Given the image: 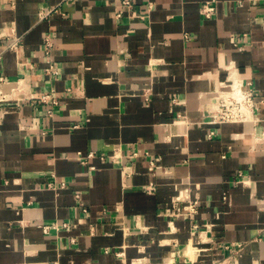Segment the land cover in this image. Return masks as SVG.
Returning <instances> with one entry per match:
<instances>
[{"label":"crops","instance_id":"1","mask_svg":"<svg viewBox=\"0 0 264 264\" xmlns=\"http://www.w3.org/2000/svg\"><path fill=\"white\" fill-rule=\"evenodd\" d=\"M64 1L0 0V264H264V2ZM228 69L255 123H202ZM48 91L58 105L30 99ZM178 194L195 214L171 215Z\"/></svg>","mask_w":264,"mask_h":264},{"label":"built area","instance_id":"2","mask_svg":"<svg viewBox=\"0 0 264 264\" xmlns=\"http://www.w3.org/2000/svg\"><path fill=\"white\" fill-rule=\"evenodd\" d=\"M69 0H65L66 3ZM120 2L121 6L126 7L127 9L131 8V2L130 0H117ZM248 2H264V0H246ZM214 6L209 1H203V3L200 6V14L204 18H210L214 14ZM54 11V9H51L50 11H47L45 13H42L41 17H45L49 12ZM122 10H118L115 14L116 18L121 17ZM185 37H188L187 34H185ZM18 38L12 39L9 44L6 46L10 49H15L18 46ZM43 51L46 56V67L45 72L50 75H56L58 73V69L55 65V63L51 59V50L54 45L52 36L47 33L44 35L43 38ZM238 49H243V45H238ZM232 69H228V75L227 79L224 80L222 84L219 85V87L209 92V98L208 101H206L203 106H201L202 111V123H207L210 125H219L222 123H244V122H256L259 118L256 116V112L258 109V106L254 103L255 98L258 95V91L252 86L251 81L244 80L236 75H231ZM200 98L203 96L200 95ZM32 100H38L40 102H48L53 106L58 105L59 101L56 96L53 95V91H48L41 93L39 96L31 97ZM53 108H50L46 110L47 115L52 114ZM179 118L182 117L180 114L177 115ZM180 120V119H179ZM185 119H182V124L185 125ZM217 136V130L211 129L207 133L208 138H214ZM94 152L89 151L85 156L78 153V156L80 157L81 161L83 163L86 162V159L94 156ZM137 156V153L135 151H132L129 154L130 159ZM159 157H150L148 159V169L152 171L153 173L156 172L158 169L159 164ZM121 174L123 178V184L125 183L126 179L131 175V169L129 165H121ZM237 179L235 180V184L244 183L243 180V173L241 171L237 174ZM65 182L60 181L59 183L56 182H50L48 183V187L51 189H58L65 187ZM147 193H151L155 190V185L152 184L149 187H146L144 189ZM76 197L79 198V195L76 194ZM225 198V196H224ZM182 201H186L185 203H181ZM199 206V201L197 198L189 199L185 197H181L180 194L175 196L172 199V211L171 215L174 217H178L181 215H188L191 216L197 212ZM85 211V209H83ZM67 223H51L43 225V230L46 232L50 228L59 229L60 227H65ZM197 225H194L193 227L196 228ZM225 249H229L232 253L238 254L239 251L242 248L241 243H232L230 245H224Z\"/></svg>","mask_w":264,"mask_h":264},{"label":"bare ground","instance_id":"3","mask_svg":"<svg viewBox=\"0 0 264 264\" xmlns=\"http://www.w3.org/2000/svg\"><path fill=\"white\" fill-rule=\"evenodd\" d=\"M234 72V71H233ZM233 75V74H232Z\"/></svg>","mask_w":264,"mask_h":264}]
</instances>
